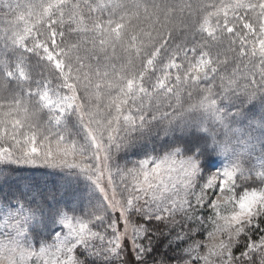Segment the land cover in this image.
<instances>
[{"label":"snow or ice","instance_id":"6c2138e0","mask_svg":"<svg viewBox=\"0 0 264 264\" xmlns=\"http://www.w3.org/2000/svg\"><path fill=\"white\" fill-rule=\"evenodd\" d=\"M0 264H264V0H0Z\"/></svg>","mask_w":264,"mask_h":264},{"label":"trees","instance_id":"16d2710c","mask_svg":"<svg viewBox=\"0 0 264 264\" xmlns=\"http://www.w3.org/2000/svg\"><path fill=\"white\" fill-rule=\"evenodd\" d=\"M158 251H159V252H165V251H168V249L166 248V241H162V242L159 244ZM170 254H171V253H170Z\"/></svg>","mask_w":264,"mask_h":264}]
</instances>
